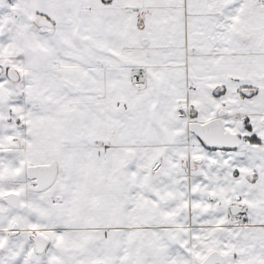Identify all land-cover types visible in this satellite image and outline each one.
<instances>
[{
    "label": "snow or ice",
    "instance_id": "6c2138e0",
    "mask_svg": "<svg viewBox=\"0 0 264 264\" xmlns=\"http://www.w3.org/2000/svg\"><path fill=\"white\" fill-rule=\"evenodd\" d=\"M0 264H264V0H0Z\"/></svg>",
    "mask_w": 264,
    "mask_h": 264
}]
</instances>
